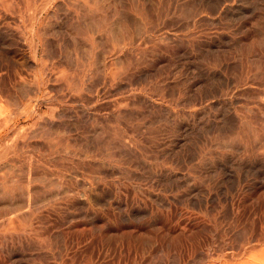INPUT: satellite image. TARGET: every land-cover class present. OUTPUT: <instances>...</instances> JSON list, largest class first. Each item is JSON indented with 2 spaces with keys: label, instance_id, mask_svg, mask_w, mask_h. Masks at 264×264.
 I'll return each mask as SVG.
<instances>
[{
  "label": "bare ground",
  "instance_id": "6f19581e",
  "mask_svg": "<svg viewBox=\"0 0 264 264\" xmlns=\"http://www.w3.org/2000/svg\"><path fill=\"white\" fill-rule=\"evenodd\" d=\"M0 171V264H264V0H0Z\"/></svg>",
  "mask_w": 264,
  "mask_h": 264
},
{
  "label": "rangeland",
  "instance_id": "374dc122",
  "mask_svg": "<svg viewBox=\"0 0 264 264\" xmlns=\"http://www.w3.org/2000/svg\"><path fill=\"white\" fill-rule=\"evenodd\" d=\"M70 30H71L70 28H67V29H66V32L72 34L73 31H72V30L70 31ZM101 37H104V36H103V33H100L98 36H96V39H97L98 42L100 41V38H101ZM107 56H110V54H107ZM100 70H102V69H100ZM105 71L108 72L109 70H105ZM43 111H44V112H43ZM43 111H42L43 113H46V109H45V108L43 109ZM0 172H2V171H0ZM172 253H173V252H171V254H172Z\"/></svg>",
  "mask_w": 264,
  "mask_h": 264
}]
</instances>
